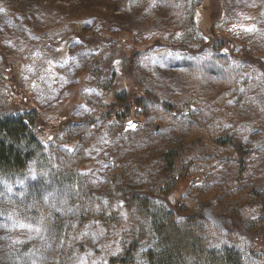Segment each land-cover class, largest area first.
<instances>
[{
	"label": "rangeland",
	"instance_id": "1",
	"mask_svg": "<svg viewBox=\"0 0 264 264\" xmlns=\"http://www.w3.org/2000/svg\"><path fill=\"white\" fill-rule=\"evenodd\" d=\"M187 1L0 0V55L17 66L23 94L41 112L40 135L54 159V167L62 173L72 168L77 177L75 184L59 183L55 176L43 178L32 161L24 176L14 181L0 179V264H108L109 257L119 252L126 211L119 209L121 223H105L99 216L101 207L110 203L105 196L108 179L117 172L128 185L148 183L150 174H146V183L139 180L150 167L148 154L154 148L160 150L168 136L177 135L174 133L181 132L186 125L150 122L151 131L158 122L162 130L154 138L158 142L153 147L129 149L121 140L116 142L105 122L92 118L100 96L89 69L102 53L91 52L77 34L96 38L108 34L140 48L153 42H178V33L173 32L186 17ZM195 16L208 39L231 38L237 44L236 53L246 51L253 60L264 59V0H204ZM212 19H216L215 28L211 27ZM234 57H223L236 68L230 75L218 68L214 71L205 62L200 74L194 76L181 67L182 57L170 48L143 49L135 66L129 51V61L120 73V87L132 96L134 85H139L135 77L144 76L155 95L162 99L185 96L197 87L236 105L237 85L229 84L238 82L242 105L249 109L240 110L236 121L219 120L220 116H216V124L211 117L206 120L218 129L222 123H230L246 151L244 177L264 185V79L260 75L251 79L254 76L249 75L246 65ZM210 69L214 73L208 72ZM249 98L254 100L253 109L246 101ZM150 116L151 112L146 110L139 118L147 123ZM226 129L220 128V132ZM70 133L77 142L63 149L70 141ZM131 133V140L143 134L140 130ZM204 153L210 152L196 147L189 154ZM195 165L197 172L194 169L188 180L190 185H211L209 191L221 197L215 196L204 209L205 217L220 228L217 239L222 240L227 230L248 240L252 238L254 232L244 220L247 211L237 217L223 209L225 201L221 194L229 191L237 165L213 156L196 160ZM182 191L180 186L174 193L175 199ZM170 199L174 200L173 194ZM43 209L47 210L46 218ZM148 246L143 245L137 253L139 264H146L141 253Z\"/></svg>",
	"mask_w": 264,
	"mask_h": 264
},
{
	"label": "trees",
	"instance_id": "2",
	"mask_svg": "<svg viewBox=\"0 0 264 264\" xmlns=\"http://www.w3.org/2000/svg\"><path fill=\"white\" fill-rule=\"evenodd\" d=\"M203 1H187L186 17L173 32L178 33V42H153L140 48L115 40L108 34L99 38L77 34V38L91 52L97 50L102 53L89 69L100 96L98 110L92 118L105 122L112 130L116 142L121 140L122 145L129 149L145 145L153 147L158 142L154 138L160 136L162 130L154 133L149 129L150 122L159 121L166 126L180 125L177 122H183L186 125L181 132L174 133L177 135L168 136L160 150L155 151L157 148H154L148 154L150 167L139 177L143 183L146 174H150L148 183L128 185L117 172L111 174L112 179H108L105 196L110 203L99 210L101 221L121 223L119 209L126 211V226L121 234L120 250L109 257L108 264H139L136 255L143 245H149L141 253L146 264H264V185L249 182L244 177L246 151L238 133L232 132L230 123H222L221 130L227 129L220 132V128L212 126L206 120V117H211L216 124L215 118L220 116L219 120L231 118L236 121L240 110L249 109L247 105H242L238 82L232 81L229 84L233 87L237 85L236 105L197 87L185 96L162 99L155 95L148 85L149 79L144 76L135 77L139 85H134L132 96H129L127 89L120 87V73L129 61L127 53H132V64L135 66L143 49L147 51L155 47L170 48L181 56L179 64L186 70L189 69L190 75L200 74L199 70L205 62L214 71L218 68L220 72L230 75L229 72L236 68L223 57L236 56L234 58H239L246 65L249 75L254 76L251 79H256L258 75L264 79V59L253 60L246 51L236 53L237 44L231 38L226 40L216 36L215 39H208L201 21H197L199 17L195 16ZM212 21L211 27L215 28L216 19ZM15 67L17 66L5 55H0V179L14 181L24 176L29 163L34 161L36 171L43 178L55 176L59 183L75 184L77 177L72 168L62 173L54 167V159L49 149L45 148L40 135L41 112L23 94ZM208 72L213 71L210 69ZM108 96L112 98L107 100ZM257 100L260 101L261 98ZM246 101L251 109L255 107L252 105L253 99ZM260 106L262 109L261 103ZM146 110L151 112L147 123L135 130L124 131V121L138 119ZM214 110L217 113L214 114ZM69 125L70 123L66 124V130ZM137 130L143 134L135 135V139L133 137L131 140V132ZM68 136L71 137L70 141L62 146L63 149L77 142V138L71 133ZM196 147L212 154L190 155ZM210 156L229 160L237 165L229 191L221 194L225 201L223 209L230 214L236 213L237 217H242L244 211H247L244 220L247 228L254 232L250 241L232 230L225 231L226 236L222 240L217 239L220 228L205 217L204 209L215 200V196L221 197L216 192L209 191L211 185L191 186L188 181L197 168L196 160H205ZM180 186L183 191L175 199L174 193ZM172 194L173 201L170 199ZM42 215L46 218L47 210L43 209Z\"/></svg>",
	"mask_w": 264,
	"mask_h": 264
},
{
	"label": "water",
	"instance_id": "3",
	"mask_svg": "<svg viewBox=\"0 0 264 264\" xmlns=\"http://www.w3.org/2000/svg\"><path fill=\"white\" fill-rule=\"evenodd\" d=\"M141 123V120H129L125 123L124 128L125 130L133 129L137 127ZM161 124L157 123L155 125L154 131L157 132L160 128ZM110 163H113V158H110Z\"/></svg>",
	"mask_w": 264,
	"mask_h": 264
}]
</instances>
